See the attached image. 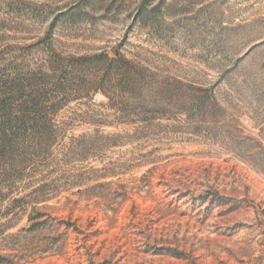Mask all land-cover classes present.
<instances>
[{
  "label": "rangeland",
  "instance_id": "obj_1",
  "mask_svg": "<svg viewBox=\"0 0 264 264\" xmlns=\"http://www.w3.org/2000/svg\"><path fill=\"white\" fill-rule=\"evenodd\" d=\"M117 50L217 100L122 124L101 95L56 98L47 149L0 161V264H264V0H0L4 79L51 93L57 57L77 85L75 59Z\"/></svg>",
  "mask_w": 264,
  "mask_h": 264
},
{
  "label": "trees",
  "instance_id": "obj_2",
  "mask_svg": "<svg viewBox=\"0 0 264 264\" xmlns=\"http://www.w3.org/2000/svg\"><path fill=\"white\" fill-rule=\"evenodd\" d=\"M159 14L158 5L150 8L144 3L135 12L134 24L157 30ZM59 18L71 23L83 20L76 12L63 13ZM75 61H86L78 67L77 85L69 83L65 73L70 66L57 57L61 72L57 77V88L51 93H47L45 86L39 87L28 75L4 79L0 74V161L6 159L10 171L25 169L32 163L31 156L47 149L56 134L57 115L50 107L57 105L56 98L65 97L69 92L103 96L107 106L116 113L115 120L122 124L134 116L163 109L203 117L209 113L210 100H217L215 94L210 97L192 83L184 85L180 80L161 79L159 72L129 59L119 50ZM57 70L59 68L53 70L50 67L42 78L53 79ZM79 118L91 124L113 126L107 121H91L93 119L88 114Z\"/></svg>",
  "mask_w": 264,
  "mask_h": 264
}]
</instances>
